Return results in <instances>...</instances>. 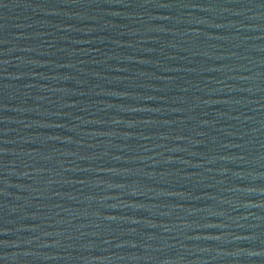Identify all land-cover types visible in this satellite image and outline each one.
Masks as SVG:
<instances>
[{"label":"water","instance_id":"obj_1","mask_svg":"<svg viewBox=\"0 0 264 264\" xmlns=\"http://www.w3.org/2000/svg\"><path fill=\"white\" fill-rule=\"evenodd\" d=\"M0 264H264V0H0Z\"/></svg>","mask_w":264,"mask_h":264}]
</instances>
